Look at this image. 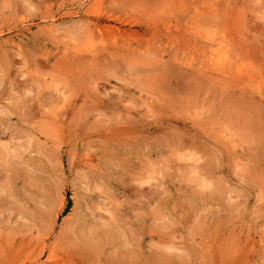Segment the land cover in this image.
<instances>
[{"label":"rangeland","instance_id":"1","mask_svg":"<svg viewBox=\"0 0 264 264\" xmlns=\"http://www.w3.org/2000/svg\"><path fill=\"white\" fill-rule=\"evenodd\" d=\"M0 264H264V0H0Z\"/></svg>","mask_w":264,"mask_h":264},{"label":"bare ground","instance_id":"2","mask_svg":"<svg viewBox=\"0 0 264 264\" xmlns=\"http://www.w3.org/2000/svg\"><path fill=\"white\" fill-rule=\"evenodd\" d=\"M106 12V11H105ZM104 18V17H103ZM118 18V17H117ZM113 19V18H112ZM131 25V24H130ZM192 69V68H191ZM187 70V69H186ZM239 77V76H238ZM200 87V86H199ZM246 98V97H245ZM92 112V111H91ZM161 112V111H160ZM155 113V112H154ZM250 117V116H249ZM259 125V124H258ZM170 130V129H169ZM263 134V133H262ZM261 134V135H262ZM124 147V146H123ZM130 153V152H129ZM125 156V155H124ZM90 239V238H89ZM96 239V238H95ZM95 244V243H94Z\"/></svg>","mask_w":264,"mask_h":264}]
</instances>
